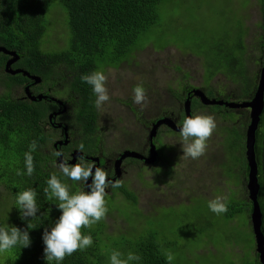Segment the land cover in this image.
<instances>
[{
    "label": "trees",
    "instance_id": "obj_1",
    "mask_svg": "<svg viewBox=\"0 0 264 264\" xmlns=\"http://www.w3.org/2000/svg\"><path fill=\"white\" fill-rule=\"evenodd\" d=\"M174 1L0 0V46L14 51L18 55L10 69L21 70L15 73L7 71L6 63L11 55L0 52V187H2L0 189V211L4 214L3 217H0V227L15 226L21 230H27L31 240L29 247L23 248L22 245H17L7 251L0 259L2 261L0 264H56L55 261L49 262L45 259L43 234L45 229L51 230L62 212L57 207L59 201L55 198L49 200L44 192L47 180L52 174H56L62 182L69 185L72 193L89 190L85 183L74 182L62 174L55 153L61 151L62 159L68 161L67 154L70 148L78 147L81 143L84 145L83 151L89 154L96 155L101 152L106 157L110 153V149L105 145L104 134L99 133L101 114L100 110L94 106L96 96L92 87L86 82H82L81 76L94 71L105 73L109 68L117 69L124 63L132 62L135 54L145 48L141 44L143 38L147 39L149 33L165 35L168 32V27L178 22V19L174 18L172 21H168H171L168 25L164 18L171 14L167 10V5H172ZM261 2L264 5V0ZM52 15L55 17L54 21L50 19ZM55 29L57 30L56 34H54ZM228 29L214 38L213 41L217 43L213 44L212 42L211 47L215 56L212 60L214 69L208 70L207 78L211 79L217 73L231 78L234 85L237 84L238 90L236 93L234 91L229 93L224 100L229 101L230 98H234L237 102H241L253 97L261 70L259 73H254L248 64L251 58L246 54L247 31L241 34L239 32L232 33ZM193 33L195 43L208 39L206 32L202 34L194 31ZM256 40L260 51V57L256 63H260L263 67L264 28ZM215 45L218 46L216 52ZM176 69L182 70L180 65H177ZM24 71L40 77L41 80L35 81V79L26 76ZM49 82L51 86L64 82L63 86L70 89L67 100L74 104L70 115L75 126L72 131L73 139L62 145H55L54 141L53 150L48 148V142L52 140L54 130L51 129L47 132L44 125L48 122L50 113L61 111V108H58V100L61 99L57 98L54 101L50 100L51 98L32 100L27 97L26 91L24 96L14 95L15 88L22 86L24 88L30 86L34 96L40 95L39 93L47 95L51 90L45 85ZM186 85L188 88L183 89ZM191 88H195V86L187 84V82L180 83V89L185 90L186 100L190 97L188 90ZM209 88L207 91L209 96L223 99V92L222 94L217 92L218 90L213 91L212 87ZM215 93H219L221 96ZM190 100L192 101L191 105L195 106L197 100L191 97ZM62 102L65 105L67 101L62 100ZM211 107H215L217 110L221 109L220 105ZM222 107L226 106L222 105ZM133 109L136 112L139 110L135 107ZM195 109H199V107L196 106ZM239 109L242 111L241 108ZM229 110L226 113L225 111L219 112L221 117H230L241 121L237 120L232 126L226 127L225 136L231 133L233 137L232 144L230 145L228 142V148L242 153L246 150V124L241 111ZM163 111L166 115L171 112L177 113L176 109L169 111L165 108ZM193 111L195 113L197 110ZM64 112L70 111L65 110ZM229 113L233 114L229 115ZM182 117L185 116L182 115ZM260 117L259 130L256 132L255 153L260 183L258 203L262 212V231L264 233V111ZM174 133L178 134V132ZM33 140L37 141L38 147L32 153L35 171L29 176L25 166V153L29 151ZM163 142L162 137L154 140L155 146L157 145L160 149L161 160L170 162V159L166 160L164 151V148H168V146ZM122 149L135 150L130 147ZM239 160L246 171L244 177L243 174L238 173L243 179L239 190L235 193L231 191L224 198L228 208L226 213L220 215L213 213L208 207L211 200L203 195L192 196L190 203H182L189 209L192 203L195 205L202 203L205 208L201 213L193 214L195 215L193 220L184 229L183 234L190 236L189 239L197 235L199 239H213L214 234H223L227 239L240 241V233H244L243 228L239 229L237 233L231 231L236 228L235 225L239 224L236 219L239 218L242 209L245 208L248 214L251 213L253 203L248 197L242 199L243 195L247 196L249 166L246 156L245 159L241 156ZM56 161H58L57 166L55 165ZM162 161L161 165H158L160 169H162ZM17 170L25 174L17 175ZM175 174V171L171 172V175ZM120 180L122 186L115 189L111 187L105 197L108 208L106 217L91 228L82 229L84 235L92 236V246L66 256L60 264H110L109 257L114 250L121 252L125 258L129 252L141 257L140 260L132 261L130 264H168L166 248L172 244L160 236L159 231L151 226L152 223L140 225L132 222L135 218L142 220L149 219L150 216L146 215L139 206L138 192L133 188L130 180ZM29 188L37 192L36 203L39 211L35 217L22 219V213L16 204V197L19 192ZM187 189L193 192V190ZM122 200L132 210L127 214L123 213L124 215H121L118 209L113 207L114 201L124 206ZM108 221L112 223L125 221L126 225L123 228L121 225L113 227ZM211 244L210 241L209 245ZM232 244L237 246L234 240H230V245ZM254 251L256 261H249L246 264H261L258 252L256 249ZM243 262L241 261L239 264H244ZM171 264L180 263L172 261Z\"/></svg>",
    "mask_w": 264,
    "mask_h": 264
},
{
    "label": "rangeland",
    "instance_id": "obj_2",
    "mask_svg": "<svg viewBox=\"0 0 264 264\" xmlns=\"http://www.w3.org/2000/svg\"><path fill=\"white\" fill-rule=\"evenodd\" d=\"M261 1L175 0L172 5H167V10L171 14L164 18L168 25L174 18H177L178 22L171 24L165 35L149 33L147 39L143 38L141 44L145 48L137 52L129 64L124 63L117 69H107L105 74L108 76L107 87L110 101L105 103L100 110L99 124L101 128L99 133L104 134L105 145L110 149L107 157L109 168H112L119 151L124 147L134 148L148 157L151 156L149 139L152 128L151 119L168 116L179 122L180 115L186 114L185 92L180 89V83L187 82V84L196 85L206 94L209 87H212L213 91L218 90L217 92L224 93L222 98H226L225 96L233 91L237 92V84L234 85L231 78H226L221 73L215 74L211 79L207 78L208 70L214 69L212 60L215 56L211 47L212 42L213 44L217 43L213 41L214 38L226 32L229 27L228 30L232 33L243 34L244 31H247L246 54L251 58V63L248 62V64L254 73L260 72L262 65L256 63L260 57L256 39L264 28V5ZM50 19L54 21V15L50 16ZM169 20L171 21L168 22ZM194 31L202 34L206 32L208 39L195 43L193 41ZM55 32L57 33L56 29L54 34H56ZM215 46L216 52L218 46ZM177 65L181 66V71L176 69ZM137 84H142L146 89L148 102L144 108L133 101V88ZM63 85H65L64 82L51 86L49 82L45 86L51 90L49 95L67 101L65 104L70 112H64L58 116L57 122L67 125L70 140H72L74 136L72 131L75 126L70 115L74 104L67 100L70 89ZM14 95L24 96L25 88L23 86L15 88ZM229 101L237 102L234 98H230ZM196 106L206 107L205 114L213 115L216 119V130L208 140L207 153L204 154L212 157L214 162L211 164V159L205 161L204 155L203 159L201 156L195 160L184 157L180 134L166 135L164 138L163 143L168 146V148H164L166 160L170 159L171 161L159 160V165H161V161L163 163L161 172L149 171V165L146 164L148 165L146 166L143 162L132 163L127 160L123 162L121 166L124 170L122 179L130 180L131 185L138 192L139 206L146 215L150 216L149 219L142 220L135 218L136 220L134 219L132 222L140 225L152 223L151 226L159 231L160 236L172 244L166 250L173 253L175 257L173 261L180 264H239L241 261L246 264L249 261H256L255 233L250 213L248 214L245 208L236 219L239 224L235 225L236 228L231 231L237 233L239 229L243 228L244 233H240V241L227 239L223 234H214L213 239H199L198 235L189 239L190 236L183 234L186 226L193 220L195 216L193 214H199L205 208L202 203H197V205L192 203L189 209L182 203H190V198L197 195L206 196L209 200H213L217 196L224 199L231 191L235 193L239 190L243 179L238 173L243 174L244 177L246 171L239 160L241 156L245 159L246 151L236 152L232 146V149H229L228 142L231 145L233 137L231 133L225 136L226 127L232 126L238 119L221 117L222 115L219 113L222 111L226 113L230 111L229 109H234L236 112L241 110L229 107L227 109L220 105L219 111L215 107H208L206 104L196 101L195 106H192V111ZM133 107L139 109L138 112ZM165 108L169 111L177 109V113L166 115L163 111ZM241 112L247 128L250 110L242 108ZM194 114L202 113L196 111ZM232 114L229 113V115ZM52 127L48 126L46 131H51ZM63 132V130L58 131V136L55 135L48 142V148L53 150V142L56 138L62 140L65 138ZM68 158L70 163L71 159H74L69 155ZM77 158L76 155L75 162L80 160V157L78 161ZM55 165H58V161ZM171 171H175L177 175H171ZM186 187L193 192H190ZM246 198V195L242 196V199ZM123 204L124 206H121L114 201L113 207L117 208L121 215L132 211L127 204L124 202ZM3 216V212L0 211V217ZM108 222L113 227L121 225L123 228L126 225L125 221ZM208 240L211 241V245ZM230 240H234L237 246L230 245ZM244 250L246 251L244 252ZM5 253H0V259Z\"/></svg>",
    "mask_w": 264,
    "mask_h": 264
},
{
    "label": "clouds",
    "instance_id": "obj_3",
    "mask_svg": "<svg viewBox=\"0 0 264 264\" xmlns=\"http://www.w3.org/2000/svg\"><path fill=\"white\" fill-rule=\"evenodd\" d=\"M81 80L92 87V91L96 96L94 106L97 110H102L103 105L110 101L107 87L108 76L103 71H94L90 74L82 75ZM133 93L134 103L140 105L142 108L146 107L148 97L143 85L137 84L133 88ZM216 127V119L213 115L197 114L186 117L180 128L183 156L194 160L203 156L208 146L207 142L212 137ZM64 134L65 139L59 141L64 142L68 139V135L70 137L67 125H64ZM37 147V141L33 140L29 146V151L25 153V166L27 175L29 176L35 171L32 153L36 151ZM83 149L84 145L82 143L79 144L78 150L82 152ZM55 155L60 157L62 153L57 151ZM79 159L82 161L83 157ZM74 163L68 164L63 159L62 161L59 160V170L65 177L74 182L86 184L89 178H91V184L88 185L90 191L72 193L69 185L62 182L56 174L50 176L47 180V187L44 189L49 200L55 198L59 201L57 207L62 212L51 230L45 229L43 234L45 259L49 262L55 261L56 264H60L66 256L92 246V236L90 234L84 235L82 229L91 228L106 217L108 212L107 201L105 199L107 196L106 189L110 186L114 189L122 186L120 179L109 180L108 171L95 166L94 162ZM93 169H95L94 172ZM16 174L24 175L25 173L17 170ZM36 197L37 192L31 188L17 194L16 204L22 213V219L37 215L39 209ZM208 207L217 215L224 214L228 210L227 203L219 196L209 201ZM30 243L31 240L27 230H21L15 226L10 228L7 226L0 227V253L7 252L17 245H22L23 248H26L30 246ZM122 256L121 252L114 250L109 257L110 264H130L132 261L141 259L138 254L132 252H129L126 258H122ZM174 258L173 253H167L166 259L168 264H171Z\"/></svg>",
    "mask_w": 264,
    "mask_h": 264
},
{
    "label": "water",
    "instance_id": "obj_4",
    "mask_svg": "<svg viewBox=\"0 0 264 264\" xmlns=\"http://www.w3.org/2000/svg\"><path fill=\"white\" fill-rule=\"evenodd\" d=\"M0 52L7 53L11 55L10 59L6 63V70L10 71L11 73H15L18 71H21L19 69L14 70L10 69V66L12 63L18 58V55L14 51H10L7 48L0 46ZM24 74L26 76L31 77L32 79H35V81L39 82L41 80L40 77L36 75H31L29 72L24 71ZM26 95L28 98L32 100H41L43 99L44 96L43 94H40L38 96L32 95L30 92L29 87L27 86L26 89ZM201 100L203 104H217V105H225L226 107L229 108H249L250 110V116H249V123L246 128V157H247V162L249 166V171H248V181H247V197L250 201H252L253 206H252V211L250 214V219L252 222V228L255 233V241H256V251L258 252L259 256V262L261 264H264V233L262 231V212L260 210V205L258 203V193L260 189V183H259V178H258V162L256 161V153H255V143H256V132L259 128L260 120L261 117L260 115L264 111V66L261 69L259 81L257 84V87L255 89V93L253 97L249 100H244L241 102H234V101H225L223 99H216V98H210L204 91L200 89H194L193 91ZM58 103H62V100H58ZM65 110V109H64ZM185 111H186V116H191V100L190 97L187 98L185 102ZM53 115H51L52 117ZM167 125L170 128L174 129L175 131H180L181 126L177 125L175 121L169 117L167 118H162L156 121L150 131V148H151V156L146 157L140 152L136 150H131V149H125L121 153V157L116 161L115 163V168L117 175L119 173V168L121 166L122 161L125 158L128 157H133V158H138V159H144V160H153L156 158L157 155V150L156 146L153 142L154 137L157 135V129L162 125ZM69 141L66 139L64 142L59 141L58 144L65 143L67 144ZM57 145V144H56ZM77 154H82V152L74 153L73 158L71 163L75 162V158ZM62 161V157L60 158ZM91 184V178L86 183V187ZM88 189H90L88 187Z\"/></svg>",
    "mask_w": 264,
    "mask_h": 264
},
{
    "label": "flooded vegetation",
    "instance_id": "obj_5",
    "mask_svg": "<svg viewBox=\"0 0 264 264\" xmlns=\"http://www.w3.org/2000/svg\"><path fill=\"white\" fill-rule=\"evenodd\" d=\"M8 61V60H7ZM31 84V83H30ZM28 87H30V86H28ZM185 88H188V85H186L183 89H185ZM198 88V86H196L195 85V88H191V90H188L189 91V94H190V97L192 98V99H196L197 101H199V102H201V100H200V98L193 92L194 91V89H197ZM26 89V88H25ZM187 90V89H186ZM182 92H185V90H182ZM208 95V94H207ZM218 96H221L219 93L217 94ZM44 96H46V97H44L45 99H50V100H56L57 98H55L54 96H52V95H49V94H47V95H44ZM188 96V95H187ZM209 96V95H208ZM210 98H217V97H214V96H209ZM223 99H225V98H223ZM229 99V98H228ZM226 100V99H225ZM191 103H192V101H191ZM202 103V102H201ZM60 106H62L61 107V111L59 112V110L58 111H54V112H52V113H50V115H49V120H48V122L44 125V129L46 130L47 128H48V126H53L52 127V129L54 130V135H53V137L56 135V136H58V131L59 130H63L64 131V125H62L60 122H57V117L58 116H60V115H62L63 113L62 112H64L65 110H67V107H66V104L65 105H63V102L62 103H58ZM214 105H217V104H214ZM214 105H212V104H207L206 106H208V107H210V106H214ZM222 106V105H221ZM223 106H225V105H223ZM191 108H192V105H191ZM59 109H60V107H59ZM65 109V110H64ZM236 109V108H235ZM237 109H239V108H237ZM242 109V108H241ZM245 109H249V108H245ZM177 110V109H176ZM195 110H197L198 112H200V113H202V114H205V112H206V110H207V108L206 107H202V108H199V109H195ZM194 112V111H193ZM193 112L191 111V116H193ZM170 114H173L172 112L170 113ZM51 115H53L52 117H51ZM183 116H185L186 117V114H184ZM168 116H162V117H158V118H156L155 120L153 119L152 121H151V124H152V126H153V124L156 122V121H158L159 119H162V118H167ZM185 117H182L181 115H180V121L178 122L175 118H173V117H169V118H171V119H173L174 121H175V123L177 124V125H180V126H182V123H183V120L185 119ZM47 124H49L48 126H47ZM60 124H61V126H60ZM163 127H166V128H163ZM258 130H259V128H258ZM178 132V134H180V131H175L174 129H172V128H170L169 126H167V125H164V124H162L158 129H157V135L154 137V139H153V142H154V140H155V138H161L162 137V139H163V141H164V138L166 137V135H172V134H177V133H174V132ZM64 133V132H63ZM65 135V134H64ZM65 139V138H64ZM68 139H69V141H72V140H70V137H69V135H68ZM59 140H62V139H57L56 138V140H55V142L57 141V143H55L54 142V144L56 145V144H58V142H59ZM60 145V144H59ZM125 149H122L121 151H119V155H118V157H117V159H116V161L121 157V152H123ZM156 150H157V155H156V158L155 159H153V160H144V159H138V158H133V157H128V158H125L123 161H122V163L123 162H125L126 160H127V162H143V163H145V165L146 164H148V165H146V166H148V169L150 168V170L149 171H153L154 173H158V172H161V170H160V168H159V160H161V153H160V149H159V147H157V145H156ZM206 151H207V149H206ZM59 152H61V151H59ZM78 152H81V151H79L78 150V147H76V146H73V147H71L70 148V150H69V152H68V154H67V156L69 155V156H72V158H73V154L75 153H78ZM141 154H143L144 156H146V157H148L146 154H144V153H142V152H140ZM148 153H149V151H148ZM147 153V154H148ZM207 153V152H206ZM150 154H151V148H150ZM62 156H63V154H62ZM62 156H60V157H58V160H60V158L62 157ZM77 156H78V158L79 157H83V162H85V163H95V166H97V167H101V168H104V169H106L107 171H108V177H109V180H112V181H114V180H116V179H122V175H123V173H124V170H123V168L121 167L122 166V163H121V166H120V168H119V173H118V175H117V172H116V168H115V163H116V161H115V163H114V165L112 166V168H109V166H108V164H107V162H108V159H107V157L109 156H106V157H104L103 155H102V153L100 154V153H98V154H89V153H87V152H85V151H82V154L80 155V154H77ZM64 158V157H63ZM78 158H77V161H78ZM202 159H203V156H202ZM211 159V164H212V162H214V159H212V157H210L208 154H206V155H204V160L205 161H209ZM72 160V159H71ZM61 161V160H60ZM64 161H66V160H64ZM67 163H70V161H66ZM78 162H80V161H78ZM75 163H77V162H75ZM74 163V164H75ZM94 170L95 169H93V172H94ZM172 172V171H171ZM87 189H88V187H87ZM89 191H90V189H88ZM110 190H111V186L108 188V189H106V192L107 193H109L110 192Z\"/></svg>",
    "mask_w": 264,
    "mask_h": 264
}]
</instances>
